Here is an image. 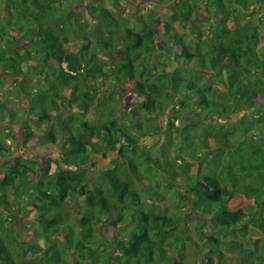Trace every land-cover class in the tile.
<instances>
[{
  "label": "trees",
  "instance_id": "trees-1",
  "mask_svg": "<svg viewBox=\"0 0 264 264\" xmlns=\"http://www.w3.org/2000/svg\"><path fill=\"white\" fill-rule=\"evenodd\" d=\"M151 1L153 8L122 18V23L107 7H119V0H87L79 12L61 0L6 2L0 21V69L15 84L20 79L39 84L33 91L17 86L16 96L28 98V106L21 108L23 143L36 140L33 148L59 141L61 145L60 160L50 172L51 160L39 155L8 160L12 149L5 139L14 137L0 136V157L7 159L0 163V264H114L120 259L124 264H148V257L152 262L154 249L163 242L162 228H172L179 217L155 213V203L152 208L141 204L144 186L134 179L139 170L155 175L158 186L178 193L179 201H187L196 212L212 214L202 223L215 230L208 243H218L215 236L223 230L243 249L257 243L250 235H260L264 244V221L256 220V213L245 216L237 206L247 204L264 216V103L258 101V96L264 98V0ZM211 76L221 90L212 87ZM109 80L123 86L133 83V91L144 99L142 114L129 109L118 116L101 108V85ZM3 81L0 77V85ZM164 94L167 108L176 107L165 124L154 116L162 110ZM61 107L70 113L59 114ZM243 108L257 113L251 124L220 122ZM195 109L210 122L200 135L193 131L202 121L174 124L178 113ZM97 110L96 117L92 114ZM3 111L0 102V121ZM249 124L258 128L253 136L247 135ZM42 126L49 128L38 136L35 131ZM158 135L164 143L155 156L130 151L142 137ZM261 135L260 145H238V137ZM210 139L216 152L212 160L217 159L220 168L190 173L193 163H204L206 154L186 146L190 142L204 148ZM169 145L173 159L164 153ZM230 148L234 153L242 149L243 161L255 165L256 173L238 176L229 164H218ZM99 153H115L116 158L89 179L83 166ZM29 174L37 179L29 181ZM243 175L261 187L240 182ZM16 190L24 193L18 202L11 196ZM154 195L156 201L164 199L159 191ZM74 197H82L85 204L77 211L78 234L58 219ZM102 216L121 226L120 235L109 240L97 233ZM260 247L264 251V245ZM208 250L203 264H225V254ZM255 260L264 264L263 255ZM251 261L248 264H254Z\"/></svg>",
  "mask_w": 264,
  "mask_h": 264
},
{
  "label": "rangeland",
  "instance_id": "rangeland-1",
  "mask_svg": "<svg viewBox=\"0 0 264 264\" xmlns=\"http://www.w3.org/2000/svg\"><path fill=\"white\" fill-rule=\"evenodd\" d=\"M9 0H0V21L2 17L5 16V4ZM62 2L69 4V6L73 7L74 9H77L76 11L79 12L80 9H83V6H88L87 0L84 2H81L80 0H61ZM151 0H119V7L113 8L111 4H108L107 7L114 13L116 18L119 20V22L122 23V18L129 20L130 18H133L137 16V14L145 12L148 8H153L155 3H152ZM165 5H161L160 7V13H165ZM89 22H95V20H92L91 18L88 19ZM204 26H207L204 24ZM12 35H15V33H12ZM163 59V58H162ZM213 70L217 71V69L213 66ZM0 77L3 78V82L0 85V102L5 104V111H3V118L0 121V136L5 135H12L14 138H8L6 137L5 142L6 144H9L12 149V155L8 158V160L17 157V156H25L30 157L33 155H39L42 160L50 159L51 160V170L50 172H53L55 169L54 161L60 160V145L61 141L57 144H45L43 146H39L38 148H33L36 140H33L32 142H28L27 144L23 143V133L21 129V108L23 106H28V98L25 95L16 96V93L18 92V85H20V88L26 89L27 91L34 90L35 87H39L38 82L36 81H30L29 83H26L25 80H18L19 84H15L12 82V77L6 76L2 73V70L0 69ZM210 82L212 83V87L216 90H221L222 85H219L215 83L213 77L211 76L209 78ZM225 82V81H223ZM132 84L130 83L128 85H121L119 82L113 83L112 81H106L104 84L101 85L102 89H105L103 93L102 98V109H110L115 111L118 116L127 114V111L129 109L134 110L138 112L139 114H142V104L144 103V99L140 97L137 93L133 91ZM168 96L163 95L161 98V102L163 104L162 110H158L155 113L156 121H161L164 124L166 121L172 117L173 110H176V107L172 108L171 106H168ZM258 101L260 104L264 103V98L262 96H258ZM165 105V106H164ZM8 113H11L12 116L8 115ZM67 115L70 113V111H67L65 108L61 107V112L59 110V114ZM199 114V115H198ZM257 113L251 112L247 109H244L240 111L237 114H231L226 118L220 119V122L222 124L226 123H236L237 121L242 122H253V115H256ZM92 115H95L96 117L100 115L99 110L93 112ZM205 113L201 114L198 113V110H191L190 112H182L178 113L176 116L178 117L177 121H175L176 127L181 126H187L189 124L198 123L199 121H202V126L193 131L195 135H200L204 129L207 128L209 121H205ZM80 117V116H79ZM248 125V133L247 135L253 136L256 131L258 130L257 127ZM239 125L237 126V128ZM49 126H42L41 130L35 131L36 134L42 135L44 132L48 130ZM190 131V130H189ZM172 143L175 141L172 139ZM262 135L260 137L256 136L253 139L250 137L243 138L238 137V145L240 144L242 146V149L244 146L251 147V146H257L262 144ZM163 136H146L142 137L139 142L131 148L130 151L135 152V155H137V152L144 153L145 151L150 152L152 156H155L156 151H159L161 147H163ZM188 142L186 141L187 144ZM237 145V146H238ZM190 146V148H194L196 153H202L205 152V160L203 161V164H200L199 162L193 163V165L190 168V173L195 174L198 169H203V173H207V169L214 168L216 171L218 168H220L218 165H215L217 162L212 160L213 156H216V152H212L213 148V141L210 139L208 142L207 147H200L197 143L190 144L186 147ZM182 148V147H181ZM180 149V148H179ZM242 149L239 150L236 149L235 151L232 148L229 150H225L223 152L224 154L222 157L218 159V164L224 163V165L229 164L233 167L232 171L233 173L237 174L238 176H241L242 173L246 174L245 172H251L253 173V166L251 163L249 164L245 160L243 161V156L241 153ZM239 152V153H238ZM165 155L169 157L170 159H173V148L171 145L166 146L164 150ZM235 154V155H234ZM115 153H108L106 157H103L101 153L97 155H92L88 159V163L83 166V168L88 173L89 179H93L97 176L99 171H102L104 169H107L111 167V162L116 158ZM7 159L0 157V163L5 162ZM206 161V162H205ZM179 161H177L178 163ZM153 163V162H152ZM123 166V164L120 166V168ZM218 167V168H217ZM253 167V168H252ZM2 169V168H1ZM0 169V170H1ZM245 169V171H243ZM165 172L167 169L164 170ZM256 173V171L254 172ZM261 173L264 174V169L261 170ZM169 174V173H165ZM167 176V175H166ZM171 175H168V178H170ZM29 181H35L37 178L35 176L29 174L28 175ZM136 183L138 186L141 187L143 184L144 188H142V197H141V204L144 207H150L156 205L154 208V212L161 214L165 213L167 216L174 215V217H179L174 226L172 228H168L167 231H165L164 227L162 228V236H163V242L161 243L160 247L157 246L154 251H156V255L152 258L153 261L151 262L148 255H145L146 249L143 250V256L148 257L149 262L148 264H203L207 261V256H209V250L208 248H212L214 251H221L223 254H225L223 260L225 264H236V260H239V264L244 262V264H248V261H253L254 264H261V262H258L255 260L256 257L263 255L264 251H261L260 245H264L261 243L262 237L260 235H250V239L247 236V240H255L257 243H255V246L250 250L243 249L241 246L236 242L235 238H232L231 235H226V233L221 230L218 232V234L215 236L218 240V243H208L207 237L214 233V228L209 226H204L202 223L205 221L204 218H213L212 214L208 215L206 213L201 214L200 212H196L191 204H189L187 201L180 202L179 201V194L177 195L172 191L166 189L165 186L159 185L155 181V175L154 176H148L144 175L143 171H138L137 174H135L134 177ZM172 179V178H171ZM240 182L250 185V186H260V183L255 181V179L251 176L243 175V177H240ZM158 181V180H157ZM148 188H152L154 191H159L160 194L164 197L162 201H156L154 191H148ZM25 190V189H24ZM21 194H24L21 190H16L14 194H12V198L18 202L20 200ZM174 195V196H173ZM155 203V205H154ZM67 208L69 209L65 215L59 216L58 219L60 222H62V227L69 225L71 226L72 231H74L75 234H78L77 232V219L79 217V214L77 211L80 207H85L84 201L82 197H74L66 202ZM158 206V207H157ZM238 207H241L246 212L245 216H249L251 213H256L255 218L256 220L264 221L263 215L259 212H256L255 210H252L250 206L247 204H239ZM235 208V207H234ZM165 211V212H164ZM81 212V211H80ZM131 213V212H130ZM129 215V213H128ZM250 217V216H249ZM101 219L103 220V224L100 225V229L97 233L103 234L107 239L110 240V238L117 234L120 235V228L121 226L114 225L113 221H105L106 216H102ZM208 223V222H207ZM211 225V224H209ZM75 228V230H74ZM77 231V232H76ZM96 231V230H95ZM61 236L57 237L59 239ZM237 238V237H236ZM260 241V242H259ZM243 246L246 248L248 247L247 244L243 243ZM232 249L233 253L227 250ZM160 250H163L166 255L160 256L159 252ZM250 250V251H249ZM262 253V254H261ZM252 254V255H251ZM250 256L251 260H248V257ZM248 260V261H247ZM251 261V262H252ZM95 264V262H92ZM122 259H120L118 262H115L114 264H124ZM237 263V264H238ZM132 264V263H130ZM251 264V263H250Z\"/></svg>",
  "mask_w": 264,
  "mask_h": 264
}]
</instances>
